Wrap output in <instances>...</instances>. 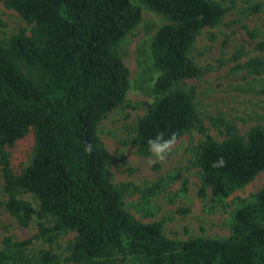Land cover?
<instances>
[{
    "label": "trees",
    "instance_id": "trees-1",
    "mask_svg": "<svg viewBox=\"0 0 264 264\" xmlns=\"http://www.w3.org/2000/svg\"><path fill=\"white\" fill-rule=\"evenodd\" d=\"M140 2L167 23L154 32L148 65L140 64L131 81L117 47L141 20V8L132 0H0L31 25L0 38L4 208L23 227L35 218L36 237L51 240L60 232H74L64 264H264V185L233 211L229 236L175 240L163 234L160 222L134 218L123 205L125 187L111 181V156L98 125L125 102L132 86L153 97L133 105L145 109L130 140L139 155L151 153L147 141L160 132L172 141L192 129L204 135L194 153L200 197L210 190L212 200L221 201L264 171V125L242 134L221 119L225 138L217 141L206 132L192 90L176 86L208 71L195 63L190 49L203 28L220 23L225 7L215 0ZM5 26L0 20V32ZM255 48L263 56L246 66L259 75L264 72V35ZM147 68L156 73L150 85H145ZM28 136L30 159L15 170L12 150ZM221 157L223 165L214 166ZM23 193H30L36 205L20 197ZM28 242L13 245L6 238L10 251L0 252V264H8L12 246L20 252ZM39 260L61 261L50 251Z\"/></svg>",
    "mask_w": 264,
    "mask_h": 264
},
{
    "label": "rangeland",
    "instance_id": "rangeland-1",
    "mask_svg": "<svg viewBox=\"0 0 264 264\" xmlns=\"http://www.w3.org/2000/svg\"><path fill=\"white\" fill-rule=\"evenodd\" d=\"M141 8V20L117 47V52L129 70V78L135 80L141 65H148L150 43L156 29L167 20L143 7L140 0H132ZM226 12L219 24L205 27L196 36L190 56L202 68H209L198 78L179 82L176 86L193 92L195 106L206 127V132L215 140L225 138L220 120L233 123L240 133L256 124L264 125V72L255 74L246 62L263 54L255 48L264 35V0H215ZM0 20L6 23L0 38L7 39L20 29L29 30L31 25L13 9L0 3ZM246 26V28L244 27ZM252 31L255 37L247 33ZM148 70L150 85L152 74ZM153 99L148 90L133 86L126 94L125 102L108 113L98 125V133L111 159L109 164L111 181L124 186V208L142 222H160L162 232L169 238L185 240L189 237H227L233 211L242 205V199L252 195L264 185V171L244 187L235 190L221 201H213L210 190L205 197L198 195L201 172L194 162V153L204 140L196 129L173 140L171 152L163 159L154 154L139 155L130 140L135 134V125L145 111L133 107L138 102ZM31 136L20 141L12 150V166L20 170L30 159ZM186 180V191L182 189ZM3 175L0 167V252L4 241L10 244L29 240L20 252L11 247L12 257L8 264H41L44 251L57 254L64 264V257L74 238V232H60L54 239L36 237L38 228L34 218L23 227L4 208L7 194L3 191ZM20 197L36 201L30 193ZM185 210L178 213L177 209ZM14 245V244H13ZM24 261V262H21ZM19 261V262H18ZM131 259L128 263H131Z\"/></svg>",
    "mask_w": 264,
    "mask_h": 264
},
{
    "label": "clouds",
    "instance_id": "clouds-1",
    "mask_svg": "<svg viewBox=\"0 0 264 264\" xmlns=\"http://www.w3.org/2000/svg\"><path fill=\"white\" fill-rule=\"evenodd\" d=\"M149 151L154 154L158 159H163L165 155L171 150L172 139L165 138L164 133H157L155 137L149 138L148 141ZM86 150L90 151V146H86ZM223 158H219L216 162H214V166L223 165Z\"/></svg>",
    "mask_w": 264,
    "mask_h": 264
}]
</instances>
